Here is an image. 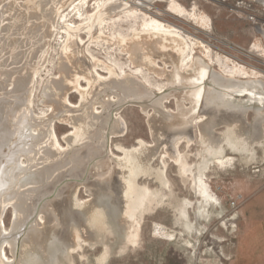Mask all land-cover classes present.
Masks as SVG:
<instances>
[{"label": "bare ground", "instance_id": "1", "mask_svg": "<svg viewBox=\"0 0 264 264\" xmlns=\"http://www.w3.org/2000/svg\"><path fill=\"white\" fill-rule=\"evenodd\" d=\"M169 1L174 13L187 15L176 0ZM253 1L264 6V0ZM68 3L69 0H0V264H70L68 253L76 249L82 235L90 233L88 230H92L91 240L97 241L102 233L117 234L123 230L128 241L135 243L142 218L152 203L163 204L170 196L175 198V211L188 218L186 210L192 202L175 197L166 175L167 162L164 161L162 171L152 168L160 141L172 143L168 152L178 163L184 183L190 181L196 196L204 197L210 205L214 202L213 210L218 201L211 195L206 181L212 165L217 162L221 167L231 166L234 159L226 157V147L234 151L240 146L245 149V143L263 137L264 81L259 78L261 73L221 56L217 59L224 60L226 75L212 71L204 59L213 62L208 46L146 15L141 17V30L137 29L136 22L130 25L129 31L133 32L130 37L118 33L106 37L108 20L115 14L137 20L139 10L121 0H99L91 14L84 12L89 0H82L76 6L72 2L71 12L67 14ZM188 16L205 27L210 26L206 14ZM74 17L83 23H74ZM60 23L63 24L61 29ZM61 30L59 34L64 35L62 39L65 40L59 53V77L49 78L45 85L44 110L39 115L32 108L31 97L38 89L36 85L42 83L38 80L42 81V72L51 61L48 59L51 40ZM259 32L262 37L255 47L264 53V29ZM84 35L88 41H84ZM103 41L118 45L134 65L147 67L159 76L168 74L169 93L160 99L145 100L144 93L136 90L137 79L128 73L122 77V67L121 75L108 67L109 78H104L97 71L99 62L89 49L91 43ZM197 50L203 57L195 54ZM162 57H166L163 58L167 61L165 65L171 64L173 70H157L156 58ZM82 81L87 83V88ZM157 87L160 91L165 88ZM72 91L82 98L81 110L77 112L71 109L69 94ZM107 92L119 94L118 102L113 104V98L107 96L108 103L90 104L100 95L105 97ZM247 93L253 96L249 106L234 102L237 96L244 97ZM172 96L177 105L175 114L165 111V101ZM129 101L155 111L150 128L158 147L152 149L140 142V149L126 151L119 146L125 158L114 161L105 158L103 151L110 140L108 135L120 138L125 134L126 126L121 118L114 117V111ZM97 105L107 113L99 112ZM116 106L120 107L115 109ZM249 110L255 115L251 125L246 124ZM61 114L59 121L73 130L63 137L65 145L55 125ZM203 118L206 119L200 125ZM194 124L201 130L203 143L215 150V154L189 165L186 156L174 151L182 139H188V144L193 142ZM219 125L229 129L225 137L214 135ZM87 175L95 181L89 182ZM141 175L155 176L161 189L152 191L141 187L138 183ZM118 179L125 199L133 200L126 211L113 198L120 190ZM81 184L86 185L93 201L89 206L85 204L84 211L79 214L73 207L83 208L84 205L76 199L72 188ZM10 211L13 216L11 230L3 221ZM211 214L212 211L207 213L208 218ZM122 215L126 218L121 222ZM188 226L193 229L192 225ZM8 249L12 257L8 256Z\"/></svg>", "mask_w": 264, "mask_h": 264}, {"label": "rangeland", "instance_id": "2", "mask_svg": "<svg viewBox=\"0 0 264 264\" xmlns=\"http://www.w3.org/2000/svg\"><path fill=\"white\" fill-rule=\"evenodd\" d=\"M81 1L69 0L65 12L67 14L71 12L72 8L69 7L72 2L74 5H79ZM121 1L139 10L136 13L137 20L124 14H115L112 20H108L105 30L106 37H112L113 33L129 35L128 37H130L133 33L129 31L130 25L136 22L137 29L141 30L143 23L141 17L146 15L148 18L151 17L166 25L174 26L186 37L208 46L213 62L207 58L204 59L209 63L212 71L224 74L226 67L223 65L225 62L217 59V56H221L240 66L261 73L259 78L264 81V53H262V49L255 47L259 38L262 37L259 31L264 29V6L262 4L253 0H176L187 12V15L180 16L170 9L169 0H156L154 2L149 0ZM97 2L99 0H89L84 12L94 13ZM192 13L208 15L210 26L205 27L190 18L188 14ZM73 22L78 25L83 23L77 17H74ZM62 27L63 24L60 23L59 29ZM61 32L62 30L57 32L51 40L52 50L49 55L50 58L48 57L51 61L42 72V81L38 78V81L42 83L36 85L38 89L35 90L33 98L31 97L34 101L33 107H31L39 115L44 110L45 85L50 80L49 78L59 77V53L65 40L62 39L64 35L59 34ZM83 38L84 41H88L87 36L84 35ZM89 49L99 62L97 71L104 78H109L108 67L113 68L119 75H121L120 67H122L124 70L122 77L130 74L129 76L137 79L136 90L144 93L142 95L145 100L160 99L169 93L170 90L167 87L169 79L166 77L168 74L159 76L153 71H149L147 67L142 68L134 65L130 56L123 53L122 50L120 51L118 45L108 41H103L101 44L94 42L90 44ZM195 54L203 57L199 50ZM163 58L166 59V57L156 58L157 65L155 67L158 68L157 70L168 68L167 72H170L173 67L171 64L166 66V60ZM87 63L89 62L87 61ZM137 71L140 72L137 73ZM82 84L85 88L88 87L86 82L82 81ZM159 85L165 88L160 91L157 87ZM118 93L123 95L120 91ZM119 94L113 95L112 92H107L105 97L100 95L97 101L90 104L108 103L110 96L113 98V104H115L118 102ZM252 97L250 93H247L244 97L237 96L234 102L242 106H249ZM69 100L73 106L71 109L75 112L81 110L82 98L78 92H70ZM90 104L89 106H92ZM164 105L166 112L177 113L175 97L172 96L169 101H165ZM119 107L116 106L115 109ZM96 108L99 112H104L101 105H97ZM151 109H144L139 103L129 101L125 102L119 110L114 111V117L122 119L126 131L120 138L108 135L110 140L104 148V157H110L114 161H118L120 158L124 159L125 155L118 150L119 146L124 147L126 151H133L141 148L140 142L143 143V146L152 149H156L159 145V153L152 163V168L162 171L165 169L164 161L167 162L166 175L175 197L192 202L186 210L188 218L175 211V198L166 197L163 204L152 203L153 208L150 206L149 211L142 218L138 240L135 243L128 241L123 230L117 234L102 233L99 241L91 240L89 234L92 233V230H88L90 233L82 235L79 243L74 242V244L78 243L76 249L74 248L73 251L71 250L72 252L70 251L71 253H68L70 264H231L232 255L241 232L247 228L251 220L264 221V130L263 137L245 143V149L240 146L238 150L234 151L231 147H226V157L234 159L231 166L221 167L217 162L212 165V170L209 171L206 180L210 186L211 195L218 201L215 209L212 210L211 205L214 202L210 205L204 197L196 196L190 181L184 183L178 163L172 159V154L168 152L172 143L164 144L162 141L158 145L154 143L150 123L153 121L155 111ZM106 113L107 111L104 112V115ZM62 116L63 114L56 119L55 125L58 137L61 143L65 145L63 137L73 133V130L59 121ZM205 119L203 118L200 125ZM254 119L253 110H249L246 116V124H253ZM237 126L234 127L237 128ZM193 127V142L188 144V139H182L176 150L171 149L186 156L189 165L198 164L202 162L204 157H212L215 154V150L211 149L207 143H203V135L198 125L194 124ZM228 132L229 129L226 125H219L215 128L214 135L218 138L225 137ZM210 149L212 150L211 153L208 152ZM87 176L89 177V175ZM93 181L95 178L89 177V182ZM138 183L141 187H148L152 191L161 189V185L155 176L145 177V175H141L138 178ZM87 184L88 182H86ZM117 184V187L119 184L121 185V180L118 179ZM86 185L77 186L79 189L72 188V192H76V199L81 201V205H84L83 208L73 207L76 213L79 210V214L84 211L85 204L89 206L93 201ZM167 193H169L168 189ZM115 195L113 198L121 203L123 210L128 209V206L133 203V200L125 199V194L123 195L121 189ZM209 211H212L210 218L207 216ZM12 217V211L3 217L5 226L9 230L12 228ZM125 218L122 215L119 221L122 222ZM189 224L192 225V230L189 228ZM7 251L8 256L12 257L9 249Z\"/></svg>", "mask_w": 264, "mask_h": 264}, {"label": "crops", "instance_id": "3", "mask_svg": "<svg viewBox=\"0 0 264 264\" xmlns=\"http://www.w3.org/2000/svg\"><path fill=\"white\" fill-rule=\"evenodd\" d=\"M231 264H264V221L251 220L241 232Z\"/></svg>", "mask_w": 264, "mask_h": 264}]
</instances>
